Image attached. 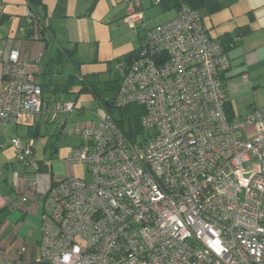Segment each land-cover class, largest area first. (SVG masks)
I'll list each match as a JSON object with an SVG mask.
<instances>
[{
  "label": "built area",
  "instance_id": "2783aa9c",
  "mask_svg": "<svg viewBox=\"0 0 264 264\" xmlns=\"http://www.w3.org/2000/svg\"><path fill=\"white\" fill-rule=\"evenodd\" d=\"M129 1L124 23L145 35L139 56L116 65L112 106H140L142 132L128 138L108 112L78 127L81 144L66 161L91 179L71 174L40 195L28 175L14 208L42 209L40 252L17 248V225L8 223L0 264H264V103L229 117L230 59L200 11L185 6L147 29L140 0ZM24 19L39 41L42 16L28 7ZM36 74L18 48L0 50V132L22 116L74 111L43 104ZM12 145L25 167H37L33 140Z\"/></svg>",
  "mask_w": 264,
  "mask_h": 264
},
{
  "label": "rangeland",
  "instance_id": "374dc122",
  "mask_svg": "<svg viewBox=\"0 0 264 264\" xmlns=\"http://www.w3.org/2000/svg\"><path fill=\"white\" fill-rule=\"evenodd\" d=\"M140 1L146 26L153 27L168 22L178 14L174 9H165L162 5H158L155 0ZM257 2L259 0H237L234 4H229L223 0V7L216 14L206 16L204 13V22L210 35L217 38L226 32H231L232 37L236 39L235 23L250 22V12L256 7ZM44 3L48 18L54 20L57 41L62 46L76 48V60L80 62V70L84 75L98 74L104 80L112 78L118 60L138 50L142 44L140 35L143 37L145 35L143 26L138 24L136 28H132L123 22L130 10L129 0H44ZM26 9L25 0H0V18L2 12L12 14L11 18L0 22V50H5L6 41L13 42L12 48L20 49L18 43L23 42L24 32L18 31V26L22 19L20 16L26 15ZM51 50L52 46L45 51L44 59L50 55ZM72 71L73 69L68 68V72ZM57 98L58 106L63 103H76L74 111L61 112L50 123L43 122L40 116H22L18 119V124L11 123L2 130L4 135L0 141V196L4 197V206L18 198L17 187L14 185L15 174L23 176L25 170L34 172V169H26L19 161L11 145L12 138L21 137L24 143L31 126L39 125V136L35 143L36 157L46 161L50 167L49 172L39 173L37 179L45 178L47 186L51 184V176L53 180L63 179L71 174L78 178L91 179L84 165L69 166L66 158L71 153H75L77 146L81 144V138L75 135L76 129L98 121L105 115L104 109L89 92L77 94L73 90L68 95ZM54 103L56 104L55 101ZM248 104V98L240 97L233 101V109L237 115H240ZM4 208L0 212L2 221L0 227L9 223L7 225L9 229L14 222L24 217L14 245L19 249L26 244L36 245L39 253L42 209L33 215L22 213L15 208L12 210L10 206ZM12 239V235L5 236L6 246Z\"/></svg>",
  "mask_w": 264,
  "mask_h": 264
},
{
  "label": "trees",
  "instance_id": "16d2710c",
  "mask_svg": "<svg viewBox=\"0 0 264 264\" xmlns=\"http://www.w3.org/2000/svg\"><path fill=\"white\" fill-rule=\"evenodd\" d=\"M158 5H162L165 9H174L177 12H180L183 7H189L190 9L200 11L203 15L212 16L220 11L223 7V0H155ZM229 4H234L236 0H226ZM28 7H30L38 16H42L41 22L39 23L40 28V37L39 40H44L46 32L49 30V24L46 22L45 18V4L42 0H27ZM205 13V14H204ZM204 18V17H203ZM174 19V18H173ZM172 19V20H173ZM171 21V20H170ZM169 22V21H168ZM167 23V22H165ZM164 24V23H163ZM161 25V24H160ZM24 30L26 37L30 38L33 35L32 24L26 23L24 19ZM252 31L250 24L238 28L237 37L241 38L248 35ZM49 32V31H48ZM225 36V35H223ZM229 35L222 37L220 39H214L223 43L228 53L229 49L235 47L239 42L234 38H231ZM142 43L144 37L140 38ZM142 49V44L138 50H134L118 60V63L126 62L130 63L139 56V53ZM76 49L68 48L66 46L59 47L50 60L44 63L42 72L39 75V84L42 88L43 93V104L49 106L54 105V101L57 105L58 98L61 96H66L73 90L77 94L82 92H89L93 97L99 102V104L104 109V112L112 114L117 121L119 127L124 131V133L130 139H135V137L142 132L141 126V116L143 110L138 105H130L125 108L115 110L112 106V102L116 97L117 92L119 91L122 77L114 69V76L108 79H101L98 74L84 75L80 70V62L75 58ZM73 69L72 72H66V69ZM60 79V81H57ZM222 82L224 90L226 88V79L222 76ZM226 111L229 117L234 118V110L232 102L229 101L228 95L226 94ZM76 107V104L74 105ZM116 114V115H115ZM41 120L44 122H53L57 115L54 116H42L39 115ZM29 136L34 141V145L39 136V125L30 127ZM77 137V136H76ZM79 146V145H78ZM77 146V147H78ZM16 151V150H15ZM34 157L37 161V167L32 168L34 172H27L29 175L38 176L39 173L49 172L50 167L46 161L37 159L35 147H34ZM21 162V161H20ZM29 167H26L28 169ZM31 168V167H30ZM52 175V171H50ZM51 186L53 188L58 180H53L51 176ZM64 179V178H63ZM60 180V179H59ZM21 220L16 223L15 233H19ZM0 223H2L0 219Z\"/></svg>",
  "mask_w": 264,
  "mask_h": 264
},
{
  "label": "crops",
  "instance_id": "0c3cea01",
  "mask_svg": "<svg viewBox=\"0 0 264 264\" xmlns=\"http://www.w3.org/2000/svg\"><path fill=\"white\" fill-rule=\"evenodd\" d=\"M25 1H26L27 9H28L27 0H25ZM42 2H43V4H45L44 0H42ZM141 6H142V3H141ZM248 7L250 8L251 5ZM27 9H26V12H27ZM2 10H4V8ZM1 14L2 15L0 18V22L1 21L3 22V21L12 17V14H10V13L5 14L2 12ZM250 14H251L250 15V22H242V24H238L236 22L234 25V32L236 33V40H237L236 42H239L238 40H240L241 42H239L235 47H232L229 49L228 56L230 59L231 68L224 75V77L226 79L225 94L228 95L229 101L232 102V106H233V101H236L240 97H246V98H248V101H249L248 107H246L243 114L237 115L235 113V110L233 109L234 115L236 117H244L253 107L261 106L264 103V0H259V2H257L256 7L250 12ZM45 15H46L45 18L47 20L46 22L50 26H49V30H48L49 32L47 31L46 35L45 34L43 35V36H45V39L42 40L41 42L33 41L32 37H31V39L26 37V33L24 30V26H23L25 16H20L22 19L20 20L19 26H18V31H20L22 33L24 32L23 42L20 41V43H18L19 47H20L19 50L21 52V58L23 59V61H25L30 66V68L33 71L37 72L36 78H37L38 82H40L39 81V75L42 72V68L44 66L43 64L48 62L50 60V58L53 55H55V52L57 51V49L59 47H62V45L59 44V42L57 41V38H56V28H55L54 20L48 18V16H47L46 4H45ZM125 17H124V19H125ZM203 17H204V15H203ZM124 19H123V22H124ZM248 24H250L252 31L248 35L241 37V38H238L237 32H236L238 30V28L243 27V26L248 25ZM145 25H147V22H145ZM156 26H158V25H156ZM156 26H153V27H156ZM153 27L146 26L147 29H150ZM208 31H209V29H208ZM138 32H140V31H138ZM209 35H210V33H209ZM223 35H225V36H223ZM223 35H221L217 38H213L211 35H210V37L212 39H220L222 37L226 38V36L229 35L231 38H233L232 37L233 33H231V32H226ZM142 37L143 36L140 35V38H142ZM12 43H13L12 41H6L5 42V45H6L5 50L10 49L12 47L11 45H13ZM50 46H52L51 53L49 56L46 57V59H44L45 51ZM36 58L40 59L39 65L34 64V61ZM75 58H76V53H75ZM66 72H68V69H66ZM29 129H30V127H29ZM29 132H30V130H29ZM29 132H28V137H31V136H29ZM3 135H4V131H2V133H0V141H1V138L3 137ZM28 137H26L24 139H26V141L32 139V138L29 139ZM19 138L21 139V137H19ZM12 139H14V138H12ZM11 145H12V140H11ZM27 176H28V174H27L26 170H25L23 176H21L18 173L15 174L14 185L17 187L16 191L18 193V198H17V200H12L9 203V205H5L6 207L10 206V207H12V210L14 209V205L18 202V199L20 197L19 190L24 185ZM37 180H38V192L37 193L40 195L46 194L50 190L51 184L49 186H47V180L43 177H40ZM10 192H12V191H10ZM3 201H4V197L0 196V212L3 211V209H5ZM38 212H39V210L35 211L32 214L36 215ZM19 220L23 221L24 217H21ZM17 222H14V224H16ZM40 237H41V235H40ZM39 240H40V238H39ZM39 240H38V242H39ZM14 250H16V249H14ZM8 253H9V255L10 254L15 255V252L13 250L8 251Z\"/></svg>",
  "mask_w": 264,
  "mask_h": 264
}]
</instances>
